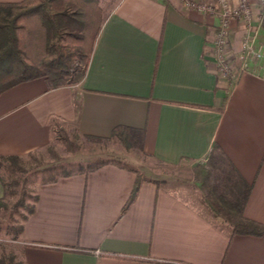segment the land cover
<instances>
[{
    "label": "crops",
    "instance_id": "crops-1",
    "mask_svg": "<svg viewBox=\"0 0 264 264\" xmlns=\"http://www.w3.org/2000/svg\"><path fill=\"white\" fill-rule=\"evenodd\" d=\"M189 2L216 0L111 3L81 83L50 90L39 78L0 96V156L45 149L62 122L98 137L119 125L143 128L146 156L170 167L206 162L217 144L253 185L246 216L264 223V61L234 83L223 78L219 16ZM251 2L255 25L260 5ZM247 26L231 22L236 56ZM135 180L109 163L39 184L10 253L23 264H264V236L230 237L206 206L167 183L145 180L123 213Z\"/></svg>",
    "mask_w": 264,
    "mask_h": 264
},
{
    "label": "trees",
    "instance_id": "trees-1",
    "mask_svg": "<svg viewBox=\"0 0 264 264\" xmlns=\"http://www.w3.org/2000/svg\"><path fill=\"white\" fill-rule=\"evenodd\" d=\"M104 21L101 0L0 2V96L18 84L39 78L45 79L50 90L81 83L87 75ZM75 129L77 137L91 144L113 142L127 151L136 150L146 156V131L143 128L119 125L109 137L84 135L77 126ZM57 130L58 127L54 132L57 133ZM49 146L53 151V140ZM26 157L0 156V179L5 191L4 197L0 199V209L6 208L7 197L21 184V178H14V174L26 170L23 166ZM97 157L90 158L76 150L71 157L59 158L55 163L45 166V170H51L54 174L45 179L44 183L77 173H88L109 163L115 164L136 173L134 187L123 213L136 201L145 180H151L160 187L167 183V178L158 179L154 175H146L141 171L139 163L131 165L127 160L105 157L98 160ZM206 162L213 169L215 181L210 184L203 204L217 220L228 227L230 237L264 236V223L245 214L253 185L244 179L217 144L213 146ZM23 181L25 184V179ZM24 184L21 197L10 208L11 216L13 212H18L23 222L34 212L38 200L36 192L30 194ZM20 208L24 211L21 212ZM23 229L24 223L10 224L8 234L12 235V240H17ZM0 264L23 262L17 260L15 254L4 250L0 253Z\"/></svg>",
    "mask_w": 264,
    "mask_h": 264
},
{
    "label": "rangeland",
    "instance_id": "rangeland-1",
    "mask_svg": "<svg viewBox=\"0 0 264 264\" xmlns=\"http://www.w3.org/2000/svg\"><path fill=\"white\" fill-rule=\"evenodd\" d=\"M115 1L116 0H101L104 11L109 10L111 3ZM247 25L242 40L246 36L248 30H251L252 26V30L257 27V23L254 25L253 22L252 25ZM258 38L260 42L264 44V34L261 28L258 33ZM230 42L231 56L234 57L236 55H234L231 37ZM75 130L74 124L62 122L58 127V132H54V136L52 137L54 150H50V146H48L45 149L27 156L23 162V166L26 170L23 173L14 174V178H21L20 180L22 181L16 191L7 197L6 208L0 209V250L3 248L7 253H10L11 248L15 246L12 242V235L8 234L9 226L10 224L23 223V219L19 216L18 212H13V217L10 213V208L22 195L23 179L26 181L24 184L26 190L33 195L39 184H44V180L54 174L51 170H45V166L50 163H55L59 158L65 159V157H71L76 150H80L83 155H87L94 159H96L95 157L98 155V160L114 158L118 160L122 159L123 161L127 160L126 162L131 165L139 163L141 164V171L143 170L146 175L166 177L167 185L170 188L176 189L179 194L191 197L196 204L205 207L203 202L205 201L207 190L210 184L215 181L213 169L208 162L193 161L192 163L170 167L161 164L154 158L144 156L136 150L127 151L125 148L113 142L91 144L84 138L77 137ZM20 211L22 212L24 210L20 208Z\"/></svg>",
    "mask_w": 264,
    "mask_h": 264
},
{
    "label": "built area",
    "instance_id": "built-area-1",
    "mask_svg": "<svg viewBox=\"0 0 264 264\" xmlns=\"http://www.w3.org/2000/svg\"><path fill=\"white\" fill-rule=\"evenodd\" d=\"M260 12L257 19L256 29L248 30L241 43V49L236 57L231 56L230 29L233 19L243 18L247 24L252 25L254 13L251 0H216L215 4H193L200 11L219 16V24L215 38V56L219 66L220 75L236 82L240 75L254 68L257 63L264 61V44L258 41V33L264 22V0H258ZM98 253H100L98 251Z\"/></svg>",
    "mask_w": 264,
    "mask_h": 264
}]
</instances>
